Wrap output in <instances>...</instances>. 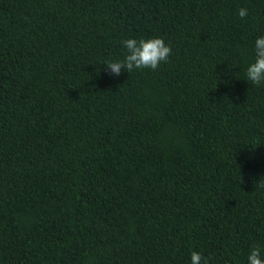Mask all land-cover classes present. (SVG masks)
Listing matches in <instances>:
<instances>
[{
  "label": "trees",
  "instance_id": "16d2710c",
  "mask_svg": "<svg viewBox=\"0 0 264 264\" xmlns=\"http://www.w3.org/2000/svg\"><path fill=\"white\" fill-rule=\"evenodd\" d=\"M260 36L264 0H0V264L264 257Z\"/></svg>",
  "mask_w": 264,
  "mask_h": 264
},
{
  "label": "clouds",
  "instance_id": "9594fccd",
  "mask_svg": "<svg viewBox=\"0 0 264 264\" xmlns=\"http://www.w3.org/2000/svg\"><path fill=\"white\" fill-rule=\"evenodd\" d=\"M248 15V10L244 7L238 9V16L243 19ZM127 49V55L124 59L105 63V67L111 74L119 76L122 70L128 73L134 69L156 70L162 62H166L171 55L170 46L166 45L161 38L145 39H126L123 41ZM255 60L250 63L246 70L247 81L253 85H260L264 82V36L255 40ZM248 264H264V257L261 255V249L253 246L247 257ZM208 264L207 259L198 251H192L190 254V264Z\"/></svg>",
  "mask_w": 264,
  "mask_h": 264
}]
</instances>
